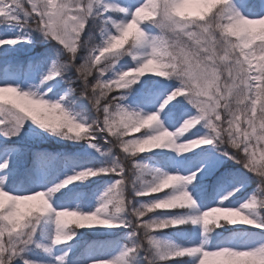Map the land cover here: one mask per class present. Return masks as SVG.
Here are the masks:
<instances>
[{
    "label": "snow or ice",
    "instance_id": "6c2138e0",
    "mask_svg": "<svg viewBox=\"0 0 264 264\" xmlns=\"http://www.w3.org/2000/svg\"><path fill=\"white\" fill-rule=\"evenodd\" d=\"M0 264H264V0H0Z\"/></svg>",
    "mask_w": 264,
    "mask_h": 264
},
{
    "label": "rangeland",
    "instance_id": "374dc122",
    "mask_svg": "<svg viewBox=\"0 0 264 264\" xmlns=\"http://www.w3.org/2000/svg\"><path fill=\"white\" fill-rule=\"evenodd\" d=\"M189 10L191 11H195V6H190ZM134 135H138V133L134 134ZM163 191H167V189L163 190Z\"/></svg>",
    "mask_w": 264,
    "mask_h": 264
}]
</instances>
